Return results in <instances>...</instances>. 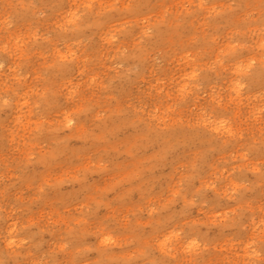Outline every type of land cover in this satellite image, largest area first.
<instances>
[{
	"label": "rangeland",
	"instance_id": "obj_1",
	"mask_svg": "<svg viewBox=\"0 0 264 264\" xmlns=\"http://www.w3.org/2000/svg\"><path fill=\"white\" fill-rule=\"evenodd\" d=\"M0 264H264V0H0Z\"/></svg>",
	"mask_w": 264,
	"mask_h": 264
},
{
	"label": "bare ground",
	"instance_id": "obj_2",
	"mask_svg": "<svg viewBox=\"0 0 264 264\" xmlns=\"http://www.w3.org/2000/svg\"><path fill=\"white\" fill-rule=\"evenodd\" d=\"M63 72L65 70H62ZM261 74H257L255 79H257ZM259 83V81H257ZM188 139L187 142H190V141H195V140H199L200 138H205V135H199V134H191V135H187Z\"/></svg>",
	"mask_w": 264,
	"mask_h": 264
}]
</instances>
